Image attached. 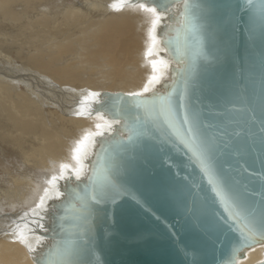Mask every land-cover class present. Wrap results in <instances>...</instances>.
Listing matches in <instances>:
<instances>
[{
  "label": "water",
  "instance_id": "1",
  "mask_svg": "<svg viewBox=\"0 0 264 264\" xmlns=\"http://www.w3.org/2000/svg\"><path fill=\"white\" fill-rule=\"evenodd\" d=\"M129 1L161 15L155 34L163 48L158 53L169 60L164 76L138 96L100 92L90 112L110 125L82 154L83 167L55 177L43 204L27 211L32 221L18 217L15 223L27 222L31 230L24 234H35L30 252L38 264V257L58 260L65 249L81 247L87 251L74 257L77 264H238L264 244L257 234L241 247L229 216L237 210L232 203L257 219L264 212V37L248 31L247 15L239 11L244 0H189L202 5L209 20L202 43L193 36L187 44L176 31L185 0ZM169 95L172 123L151 106H137ZM107 177L117 185L114 201L97 205L82 227L72 206L79 207L93 179L99 185ZM217 186L229 196L227 210Z\"/></svg>",
  "mask_w": 264,
  "mask_h": 264
},
{
  "label": "bare ground",
  "instance_id": "2",
  "mask_svg": "<svg viewBox=\"0 0 264 264\" xmlns=\"http://www.w3.org/2000/svg\"><path fill=\"white\" fill-rule=\"evenodd\" d=\"M152 8L129 0H0V264H38L35 234L15 220L32 221L27 211L43 204L55 177L83 167L82 154L110 125L90 112L99 93L146 92L164 76L169 60L158 53L161 15ZM11 156L22 161L8 167ZM262 260L264 244L238 264Z\"/></svg>",
  "mask_w": 264,
  "mask_h": 264
},
{
  "label": "snow or ice",
  "instance_id": "3",
  "mask_svg": "<svg viewBox=\"0 0 264 264\" xmlns=\"http://www.w3.org/2000/svg\"><path fill=\"white\" fill-rule=\"evenodd\" d=\"M183 13L180 18V27L176 29L177 39L180 38L181 33H183L185 44L193 36L196 37L198 41L202 43L203 33L208 28L209 17L204 10L202 5H191L189 0H185L183 4ZM190 9H195L193 13L190 14ZM155 13L156 9H150ZM241 13L247 15V20L244 22L248 26V31L253 32L259 30L262 37H264V0H244V4L239 8ZM158 19V18H157ZM239 19V17H238ZM147 91V88L144 89ZM133 96H138L139 94L133 93ZM144 105L151 106L150 110L156 113H163L166 119H169V122L172 123L174 118V113L172 109V100L171 95L158 96L152 99H142L137 101V106ZM136 120H139V116L133 117ZM184 122H188L189 117L188 113L185 110L183 116ZM188 131H192V128L189 127ZM261 132L264 133V120L261 121ZM128 139H131L129 137ZM195 136L192 137V141L195 142ZM199 154L198 148L193 149ZM79 151V149H77ZM203 163V162H202ZM205 171L209 174V183H215L213 176L205 165ZM117 187L116 183L111 179V177L106 178V182L97 185L96 181L93 179L89 187V190L84 197H80V205L77 207L73 204L72 208L75 212L79 214V219L82 220V227H85L89 224V218L93 215L96 210L97 205L104 204L108 200L114 201L113 189ZM216 192L220 196L221 201L224 202L226 210L229 209V196L226 192L221 191L217 186ZM231 208L237 209L236 211H229V216L232 220L237 223L238 230L240 233V242L241 247L247 246L251 242H255V236L260 234L261 238L264 239V212L261 213L259 218L250 217L246 215L243 211L239 210V206L235 203L231 204ZM221 219H223L221 217ZM87 251L86 247L77 248L74 250L65 249L61 255V258L58 260H52L51 258L44 260L43 257H38L41 260L42 264H77V261L74 257L80 256ZM56 252L60 254V248L57 246ZM228 264H233L232 261H229Z\"/></svg>",
  "mask_w": 264,
  "mask_h": 264
},
{
  "label": "rangeland",
  "instance_id": "4",
  "mask_svg": "<svg viewBox=\"0 0 264 264\" xmlns=\"http://www.w3.org/2000/svg\"><path fill=\"white\" fill-rule=\"evenodd\" d=\"M13 158H14V159H13ZM19 158H20L21 160H20ZM15 160H16V161H15ZM9 161H11V163H10ZM21 161H22V158H21L20 156H11V158H10L9 160L7 159V162L5 163V165L8 166V167H11L10 165H15V164H16V166H17L18 163H20ZM2 163H3V162H0L1 165L4 164V163H3V164H2ZM12 163H13V164H12ZM9 164H10V165H9ZM1 169H2V166L0 167V176H1V174H2ZM40 177H41L42 179L39 178V177L37 178L38 183H39V186L45 184V183H43V182H44V181H43V176H40ZM41 182H42V183H41Z\"/></svg>",
  "mask_w": 264,
  "mask_h": 264
}]
</instances>
